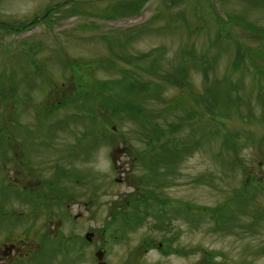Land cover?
I'll return each instance as SVG.
<instances>
[{
  "label": "rangeland",
  "instance_id": "374dc122",
  "mask_svg": "<svg viewBox=\"0 0 264 264\" xmlns=\"http://www.w3.org/2000/svg\"><path fill=\"white\" fill-rule=\"evenodd\" d=\"M74 1L0 0V23L13 29L12 32L0 29L3 36L0 38V76L6 72L7 80L14 81L20 90L23 101L18 102L19 107L14 97L9 99L7 108L14 113L13 118L24 124L19 135L24 136L28 152L24 161L29 166L18 168L5 155L0 157V211L4 213L0 212V264H18L15 262L18 256L26 250L32 252L41 235L56 228L62 233H71L67 243L70 249L75 246L81 249L79 235L95 232L93 244L83 250L87 256L76 261L70 260L67 253L64 258L63 246L55 250L54 256L45 253L34 260L28 256L23 264H33L35 260L40 264H96L92 250L103 244V240H108L105 246L109 250V264L136 261L200 264L208 252L209 258L219 264H264V181L258 184V178H264V105L259 101L264 81L259 82L256 69L257 66L264 68V32L258 36L252 30L264 28V0H213L214 3L196 0L200 9L188 6L189 13L183 15L185 20L180 19L175 26L176 18L165 20L167 15L178 14L172 11L174 0H149L137 22L131 23V17L126 14L140 0ZM47 10L48 14L43 17ZM87 11L114 16L125 14V17L105 21L88 18ZM155 13L159 16L155 23L139 27ZM218 15L228 16L230 20L225 17L224 22ZM36 17L43 18L35 20L31 24L33 28L18 29ZM213 20L233 26L234 32H239V25H245L241 31L251 59H246L242 71L229 75L231 82H240L232 92L226 91L224 83L212 85L218 76L233 72L235 55L233 47L218 53L211 44L218 28ZM89 21L99 28L84 26ZM130 28L135 29L125 33L115 31ZM117 37L127 42L117 46ZM227 39L222 37L224 42ZM186 45L194 46L200 56L215 63L208 72L209 86L196 67L188 68L184 87L165 83V73L177 66L178 51ZM162 46L166 47L165 52L147 69L150 58L143 55L152 50L157 54ZM112 52H120L122 58L118 61L130 60L131 64L115 60L116 63H111ZM100 60L98 65L105 69L97 66ZM118 67L132 71L144 83L155 84L158 93L142 96L117 90L120 98L131 97L143 103V117L124 119L122 125H117L118 118H112L116 123L113 133L110 125L104 126V121L110 120L99 116L98 102L89 100L91 106L87 108H94V112H89L85 108L81 110L76 99L94 95L87 86L95 79L109 83L123 81L126 72ZM6 89L8 85L0 84V91ZM65 97L75 102L57 109L55 116L45 115L47 105ZM40 106L44 115L37 118ZM0 107L4 105L0 103ZM179 126H184V130H188L187 126L193 128L196 136L189 144L186 140L171 142L173 131ZM158 127L164 130V135L155 140L157 147L181 152L178 159L170 160V165L161 163V177L148 184L162 192L163 202L152 204L139 227L128 231L114 227L122 230V235L116 231L103 233L102 228L113 222L112 210L122 205L145 173V168L135 161V152L144 147ZM102 128L109 143L102 142ZM230 142L232 145L227 144ZM9 153L14 155V150ZM55 174H63L67 179V182L59 180L60 190L68 189L69 195L76 196L63 201L62 206L49 207L57 202L55 192L50 196L45 192L50 189L48 182ZM15 177L23 180L22 191L20 185L12 191L9 189ZM246 184H250L248 192H244L245 188L242 190ZM39 186L43 189L38 190L41 206L35 203L32 193L36 191H29ZM240 191L242 194H238ZM249 193L256 199L238 205V199L249 197ZM231 198L233 201L228 206ZM167 200L169 204L165 205ZM247 202L250 204L246 205ZM234 212H238L234 221L224 219ZM169 215L173 219H168ZM75 236L77 243H73ZM162 240L165 246L172 247L168 248L171 252L165 253L163 247H158ZM169 240L172 245L167 244ZM11 244L20 250L3 255ZM147 244L153 249L143 253ZM47 248H55V243L49 242Z\"/></svg>",
  "mask_w": 264,
  "mask_h": 264
},
{
  "label": "trees",
  "instance_id": "16d2710c",
  "mask_svg": "<svg viewBox=\"0 0 264 264\" xmlns=\"http://www.w3.org/2000/svg\"><path fill=\"white\" fill-rule=\"evenodd\" d=\"M254 27H258V25L253 24ZM242 27H245V25H243ZM260 28H256V29H252L253 32H255L258 36L259 34H261L262 32H264V28L259 26ZM264 34V33H263ZM264 36V35H263ZM238 55L242 56L244 55L247 56L249 58V54L247 52V50L244 48V46L242 44H238ZM237 55V56H238ZM157 62L156 59H154L152 62L149 63L150 67L153 66V64ZM236 66H238V63H236ZM149 67V68H150ZM147 68V69H149ZM257 72L259 73V79L260 81H264V68H260L257 67ZM187 66L186 65H179L174 71L172 72H166L165 73V83H170L172 85H176L179 87H184L185 86V79H186V75H187ZM133 72L132 71H127L126 72V76L124 77L123 81L121 82H115L114 84H108L107 87L112 86V90L110 93H104L103 92V86L106 87V84L102 83H98V82H92L91 84L93 86H87L89 89L95 88V89H100V95L99 96V100H100V105H101V110H100V115H104V113L108 110H112V114H122V113H127L128 117H130L131 119H139L142 118L143 115L141 114L143 112V103H140V100H135V99H131V97H124V98H120L117 90H122L124 92H126L127 94H140L142 96H144L142 93L144 91H149L150 94L156 95V90L153 87V89L150 88V86H148L149 84L142 82L138 76L135 75H131ZM4 74V76H3ZM203 75L205 80L209 83L208 86L210 85L211 81L209 79V75L207 72L206 68H203ZM219 79L217 78V81L213 84V86H218L221 84L220 81H218ZM0 84H6L8 85L9 89L0 91V103H2L4 105V107H0V148H4V147H11L13 145H16V140H15V135L14 133L18 132L20 129L23 128V125L18 121L17 118H13L11 114V111L8 110L7 106H8V102L9 99H14V97H16V103L18 104V100L20 98V90H17L16 84L14 83V81L12 80H7V74L6 72H2L1 76H0ZM212 86V87H213ZM98 98V97H97ZM260 99L262 101H264V96H260ZM67 103L66 100L63 101H55V105L54 106H50V107H46V114L48 116H51V113L64 106ZM41 107V112L38 113L39 116L40 115H44L42 114L43 112V106ZM8 112V113H7ZM47 116V117H48ZM12 117V119H11ZM124 120V118L122 119ZM11 123V124H9ZM176 129V128H175ZM171 142L173 143V141L171 140ZM232 143L233 140H232ZM232 143H227L229 145H232ZM8 153V152H7ZM1 156L5 155L2 152H0ZM8 154H6L7 156ZM171 159H176V155L173 152H169L167 154V158L165 160L164 163L170 164V160ZM25 167H29L28 163L25 162ZM161 171H156L155 173H153V175L151 174L150 176L146 177V179L144 180L145 185H148L150 181L154 180V176L156 174H159ZM250 178V177H249ZM249 183L251 184L250 181H252V178L248 179ZM250 184H246V186L242 187V190L247 189V186H249ZM147 188V189H145ZM140 190H144L145 192H147L149 195H152V193L154 192V188L151 187H145V186H139L137 191ZM241 190V191H242ZM241 191L238 193L240 194ZM244 192H248V189ZM243 192V193H244ZM242 194V193H241ZM143 195L139 194L137 196V198L134 200V203L137 205L140 203L141 199H142ZM236 198V197H235ZM248 200L253 202V200H255L253 195H250L249 193V197L244 198L243 200H239L238 199V205L240 204H244L246 201ZM230 201H233V198L230 199ZM246 203V205L250 204V203ZM246 207V206H245ZM256 215V213H255ZM130 215L125 216L126 218H128ZM207 260L208 258H206L205 260H201L200 264H207ZM214 264V263H212ZM218 264V263H216Z\"/></svg>",
  "mask_w": 264,
  "mask_h": 264
}]
</instances>
